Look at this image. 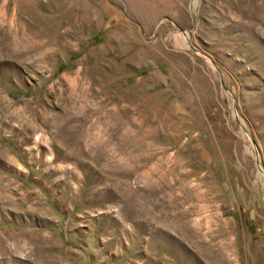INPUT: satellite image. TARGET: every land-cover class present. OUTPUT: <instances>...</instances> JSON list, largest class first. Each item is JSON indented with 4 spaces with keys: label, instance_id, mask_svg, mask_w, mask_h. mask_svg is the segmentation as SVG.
Returning <instances> with one entry per match:
<instances>
[{
    "label": "rangeland",
    "instance_id": "1",
    "mask_svg": "<svg viewBox=\"0 0 264 264\" xmlns=\"http://www.w3.org/2000/svg\"><path fill=\"white\" fill-rule=\"evenodd\" d=\"M193 1L0 0V264H264V0Z\"/></svg>",
    "mask_w": 264,
    "mask_h": 264
},
{
    "label": "bare ground",
    "instance_id": "2",
    "mask_svg": "<svg viewBox=\"0 0 264 264\" xmlns=\"http://www.w3.org/2000/svg\"><path fill=\"white\" fill-rule=\"evenodd\" d=\"M197 5V0H194L193 1V7H195ZM184 35L186 36V37H188V33H184Z\"/></svg>",
    "mask_w": 264,
    "mask_h": 264
}]
</instances>
